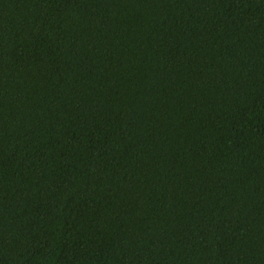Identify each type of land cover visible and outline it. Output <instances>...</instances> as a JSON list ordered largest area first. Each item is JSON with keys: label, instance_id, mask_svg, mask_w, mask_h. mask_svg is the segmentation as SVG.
<instances>
[{"label": "trees", "instance_id": "1", "mask_svg": "<svg viewBox=\"0 0 264 264\" xmlns=\"http://www.w3.org/2000/svg\"><path fill=\"white\" fill-rule=\"evenodd\" d=\"M0 264H264V0H0Z\"/></svg>", "mask_w": 264, "mask_h": 264}]
</instances>
